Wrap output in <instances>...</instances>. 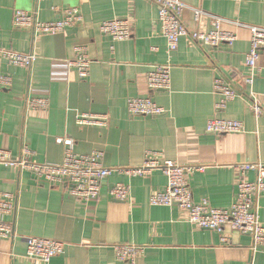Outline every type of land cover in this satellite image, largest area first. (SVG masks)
Listing matches in <instances>:
<instances>
[{
	"label": "crops",
	"instance_id": "0c3cea01",
	"mask_svg": "<svg viewBox=\"0 0 264 264\" xmlns=\"http://www.w3.org/2000/svg\"><path fill=\"white\" fill-rule=\"evenodd\" d=\"M189 9L181 20L190 31L209 32L211 17L222 29L234 33L236 42L212 49L180 40L169 52L156 5L148 0H0V51L37 57L30 68L11 65L0 55V149L14 158L23 147L32 161L61 164L71 140L78 155L102 152L109 169L143 164L146 151L163 154L162 160L181 166H200L189 178L195 202L227 209L237 197L239 172L234 166L264 163V113L256 117L253 97L264 105V53L259 71L246 66L251 48L248 27L264 28V0H179ZM77 9L83 22L57 35H35L14 26L17 11L36 13L40 22L63 17ZM208 17L195 22L192 10ZM128 20L133 38L114 42L100 32L105 21ZM86 47L91 60L90 76L81 80L69 61L76 47ZM157 48V51H153ZM158 66L171 67L170 90H150L147 76ZM254 75L252 85L246 80ZM224 79L237 92L226 111L218 113L214 82ZM45 98L43 111H30L27 99ZM131 98H152L167 113L158 117L132 116ZM108 118L104 128L79 126V114ZM241 121L244 133L216 136L206 132L208 120ZM250 180L255 179L251 172ZM117 184L130 188V198H112ZM167 178L161 171L128 177L113 173L102 183L99 200L85 202L67 188L51 187L32 174L0 164V193H13L16 207L1 222L12 223L16 237L0 243V264H42L26 258V238L61 241L65 253L50 264H117L114 246L130 244L145 248L137 264H264V248L254 251L248 235L228 234L230 244L212 230L191 224L188 212L177 207L152 206L150 198L163 191ZM264 226V197L260 201Z\"/></svg>",
	"mask_w": 264,
	"mask_h": 264
},
{
	"label": "built area",
	"instance_id": "2783aa9c",
	"mask_svg": "<svg viewBox=\"0 0 264 264\" xmlns=\"http://www.w3.org/2000/svg\"><path fill=\"white\" fill-rule=\"evenodd\" d=\"M158 9V19L162 35L166 39L169 52L179 48L182 38H189L192 42L212 49L223 45L231 46L237 36L222 29V21L211 17L212 29L209 32L200 30L190 31L181 20L182 14L189 9L179 0H148ZM240 2L241 0H230ZM195 22L208 17L202 10L193 9ZM83 22L82 15L77 9H67L63 17L54 22L44 23L37 19L36 13L17 11L14 16V26L19 29L32 31L35 35H57L73 29ZM251 48L246 57V66L252 71H259L258 63L264 53V28L250 26ZM100 32L112 38L114 42H126L133 38V32L128 20L113 19L105 21L100 26ZM157 51V48H153ZM76 56L69 61L70 68L77 71L81 80L90 76L91 60L86 47H76ZM0 55L11 65L30 68L37 57L32 54L1 50ZM1 85L9 87L11 81L1 77ZM254 75L246 80L252 85ZM147 85L150 90L168 91L171 87V67L158 66L147 76ZM214 93L219 97L215 104L218 113L227 110L230 102L237 97V92L224 79L217 78L214 82ZM30 111H43L48 108L49 102L45 98H29L26 101ZM128 110L132 116L158 117L165 115V108L159 106L152 98H131L128 101ZM251 110L256 117L264 113V105L258 98L253 97ZM79 126L104 128L108 118L95 114H79ZM244 124L237 120L213 118L208 120L206 132L216 136L244 133ZM66 146L65 157L61 164H41L32 161V151L23 147L22 156L14 158L8 150L0 149V164L32 174L37 180L51 187L67 188L69 193L82 201L90 202L100 199L102 183L113 173L126 175L130 178L146 176L153 171H161L167 178V186L150 198L152 206L177 207L188 212L191 224L202 229L212 230L221 236L224 244H230L228 234L239 233L252 238V249L258 251L264 248V226L260 221V201L264 197V163H243L235 165L239 172L238 191L235 202L230 208L218 209L211 206L208 200L195 202L189 184L192 174L202 171L200 166H181L174 161L162 160L163 154L156 151H146L142 165L134 168H119L116 170L103 165L104 154L97 152L91 155H78L74 152L71 140H57ZM255 173V179L250 180L249 174ZM112 198L126 202L130 198V188L124 184H117L111 191ZM16 207V196L13 193H0V215H9ZM16 237L12 223L0 221V243ZM26 258L36 260L42 264H50L56 256L65 253L66 244L50 239L26 238ZM117 264H137L138 258L145 248L130 244L114 246Z\"/></svg>",
	"mask_w": 264,
	"mask_h": 264
}]
</instances>
